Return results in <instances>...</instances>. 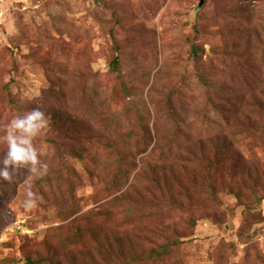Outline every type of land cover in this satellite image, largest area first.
<instances>
[{
  "label": "rangeland",
  "instance_id": "1",
  "mask_svg": "<svg viewBox=\"0 0 264 264\" xmlns=\"http://www.w3.org/2000/svg\"><path fill=\"white\" fill-rule=\"evenodd\" d=\"M37 107L0 264H264V0H0V137Z\"/></svg>",
  "mask_w": 264,
  "mask_h": 264
},
{
  "label": "clouds",
  "instance_id": "2",
  "mask_svg": "<svg viewBox=\"0 0 264 264\" xmlns=\"http://www.w3.org/2000/svg\"><path fill=\"white\" fill-rule=\"evenodd\" d=\"M50 119V116L37 107L12 118L4 126L0 140L6 145V150L0 155V180L11 183L21 170H26L29 175L37 178L48 173V165L42 161V153L35 141L49 126ZM38 202L39 196L29 186L23 207L32 209Z\"/></svg>",
  "mask_w": 264,
  "mask_h": 264
},
{
  "label": "trees",
  "instance_id": "3",
  "mask_svg": "<svg viewBox=\"0 0 264 264\" xmlns=\"http://www.w3.org/2000/svg\"><path fill=\"white\" fill-rule=\"evenodd\" d=\"M201 50V51H200ZM204 49L200 48L199 45L195 44V43H192V47H191V57L197 61V63L200 61V58H201V53H203ZM114 66L115 68L118 67V59H115L114 60ZM201 79L207 84V86L209 88H212V86L216 85L214 84L212 81H210L209 79H204L202 76H201ZM218 84V83H217ZM215 87V86H214ZM230 99V98H229ZM228 99V100H229ZM251 117H248V119H250ZM243 125H245L244 123H242ZM167 251V249L165 250V252ZM155 255H160V252H155ZM52 264V263H51Z\"/></svg>",
  "mask_w": 264,
  "mask_h": 264
},
{
  "label": "water",
  "instance_id": "4",
  "mask_svg": "<svg viewBox=\"0 0 264 264\" xmlns=\"http://www.w3.org/2000/svg\"><path fill=\"white\" fill-rule=\"evenodd\" d=\"M204 2L205 0H200V6L203 5Z\"/></svg>",
  "mask_w": 264,
  "mask_h": 264
}]
</instances>
